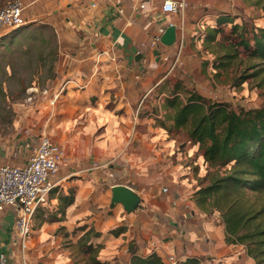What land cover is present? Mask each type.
I'll use <instances>...</instances> for the list:
<instances>
[{
  "label": "crops",
  "instance_id": "crops-1",
  "mask_svg": "<svg viewBox=\"0 0 264 264\" xmlns=\"http://www.w3.org/2000/svg\"><path fill=\"white\" fill-rule=\"evenodd\" d=\"M21 1L27 23L53 28L59 60L45 80L48 97L20 104L12 122L0 123V164L28 163L42 135L62 146L64 159L25 247L17 208L0 210V264H85L74 251L91 228L101 233L89 241L101 246L97 258L106 264H131L132 250L168 261L192 256L202 264H255L243 245L226 242L219 212L198 206L194 193L205 169L200 160H181L176 140L158 121L170 74L160 54L175 52L178 39L171 46L151 42L170 23L192 35L203 17L230 12L229 0H185L178 13L163 12L165 0ZM116 184L140 194L135 212L111 203ZM69 193L74 202L62 214L60 197ZM117 227L124 229L112 233Z\"/></svg>",
  "mask_w": 264,
  "mask_h": 264
},
{
  "label": "trees",
  "instance_id": "trees-1",
  "mask_svg": "<svg viewBox=\"0 0 264 264\" xmlns=\"http://www.w3.org/2000/svg\"><path fill=\"white\" fill-rule=\"evenodd\" d=\"M261 1L258 0L257 3ZM216 15L214 24L206 26L202 32V43L203 49L214 55L215 75L220 76L228 72L230 64L238 55V49L230 46V42L225 43L220 35L225 33L226 25H229L230 33V23L233 32H237L241 25L234 23L230 12L222 11ZM42 26L47 27L45 24ZM22 27L12 29L0 37L1 52H4L5 48V52L12 50L11 45L6 42L8 39L18 47L23 46L22 38L18 35ZM40 35V32L35 35L29 34L30 41ZM238 35L240 40L237 45L243 48L245 54L259 60L261 64L248 76L261 75L264 72V27L253 30L252 44L244 33ZM46 39L43 38V42H46ZM56 50L57 47L53 51L56 53ZM43 58L45 57L41 56L36 64L37 68H40L39 84L54 75L52 67H49L52 62L46 63L44 62L46 59ZM0 64L6 65L1 55ZM261 80L264 82V77ZM167 84L166 79L164 84L166 91ZM161 108L163 114L158 120L159 125L168 132L184 131L190 142L193 145L197 144L202 150L204 160L215 168L203 177L202 184L195 191L196 203L210 212H219L227 243L243 245L255 264H264V105L235 107L230 102L212 100L196 89H188L177 80L170 93H167ZM73 202V193L60 197L59 203L64 206V209H61L62 214H65V207ZM123 229L117 227L111 232L119 234ZM100 235V232L91 228L78 240L79 251L88 254L85 264H106L97 258L101 246H95L89 241L91 236ZM130 262L202 264L200 259L192 256L183 261L172 262L165 260L155 251L142 255L134 250L131 251Z\"/></svg>",
  "mask_w": 264,
  "mask_h": 264
},
{
  "label": "rangeland",
  "instance_id": "rangeland-1",
  "mask_svg": "<svg viewBox=\"0 0 264 264\" xmlns=\"http://www.w3.org/2000/svg\"><path fill=\"white\" fill-rule=\"evenodd\" d=\"M10 1L0 0V8ZM257 1L229 0L230 3L224 6V9L226 8V10L230 11V17L234 23L241 25V28L237 32H233L230 23V33L229 25H226L225 33L220 35L224 38L225 43L230 42V46L238 49V55L230 64V69L227 73L216 76L213 64L214 55L203 49L202 32L206 26L214 24V15L211 14L200 19V24L192 30V35L183 33L180 36L178 49L169 55V61H167L171 66L178 59L177 64L170 70V74L167 77L168 94L174 83L179 80L188 89H196L212 100L230 102L235 107H260L264 105V82L261 80L264 77V72L258 76H248L260 67L261 64L259 60L245 54L243 48L237 45V42L240 40L239 33H244L245 37L249 38L252 44L253 40H251V37L253 30L264 27V0L261 3H257ZM46 26H42L41 23L37 25H34L33 22L26 23L18 31V35L24 43L23 46L18 47L8 39L6 42L11 45L12 50L5 52V48V53L0 50V55L4 63H6V65L0 66V123L7 124L12 122L14 109L19 108L22 103H25V105L30 104V102L27 103L25 101L29 87L37 86L47 89L51 87L50 84L45 82L46 79L39 84L40 68L38 69L36 66L41 56L45 57L43 59H46L44 61L46 63H53L59 60L57 52L53 51L59 45L56 33H54L51 26ZM38 28L39 30H37ZM38 32L41 35L31 42L29 34L35 35ZM4 34L2 32L0 37ZM43 38H47V41L43 42ZM203 62L207 63L203 64ZM49 67L51 66L49 65ZM51 69L54 74V69ZM31 82L33 83L31 84ZM43 95L44 97H48L45 94ZM169 133L176 140L175 152L177 150L182 152L183 159L181 160H200V165L205 169L203 171L205 175L209 171L215 170L204 160L202 150L199 149L197 144L193 145L190 142L184 131L174 130ZM172 156L175 157L176 154ZM200 165H196L198 166L196 171L199 170ZM198 182L202 184L200 179ZM74 254L80 260L88 258V254H83L78 248H75Z\"/></svg>",
  "mask_w": 264,
  "mask_h": 264
},
{
  "label": "built area",
  "instance_id": "built-area-1",
  "mask_svg": "<svg viewBox=\"0 0 264 264\" xmlns=\"http://www.w3.org/2000/svg\"><path fill=\"white\" fill-rule=\"evenodd\" d=\"M95 5V3L92 4V6ZM185 6V0H165L162 10L167 13H178L183 11ZM24 7L21 0H11L0 8V34L27 23L23 15ZM141 7H144V4H141ZM116 8L119 12L123 11L118 5ZM177 31L179 40L183 35V29L178 26ZM159 41L160 38H156L151 45L156 47ZM160 56L164 61H169L168 54L161 53ZM177 61L178 59L170 66V70L177 64ZM28 91L25 101L34 103L46 94L48 89L31 86ZM57 96L54 95L53 99L55 100ZM63 159L62 146L52 137L42 135L28 163L22 166L0 164V210L10 205L17 208L16 228L21 236L23 247L31 232L32 217L40 205L48 202L54 186L51 178L58 172ZM95 166L99 165L95 163ZM169 259L172 262L176 261L173 257Z\"/></svg>",
  "mask_w": 264,
  "mask_h": 264
},
{
  "label": "water",
  "instance_id": "water-1",
  "mask_svg": "<svg viewBox=\"0 0 264 264\" xmlns=\"http://www.w3.org/2000/svg\"><path fill=\"white\" fill-rule=\"evenodd\" d=\"M177 27L169 24L160 36V42L166 46L173 45L177 40ZM142 197L132 188L116 184L111 188V203L121 204L127 213L135 212L141 206Z\"/></svg>",
  "mask_w": 264,
  "mask_h": 264
}]
</instances>
